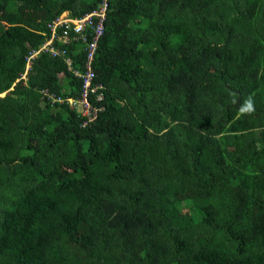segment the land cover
<instances>
[{"label":"trees","instance_id":"1","mask_svg":"<svg viewBox=\"0 0 264 264\" xmlns=\"http://www.w3.org/2000/svg\"><path fill=\"white\" fill-rule=\"evenodd\" d=\"M104 2L0 0V264H264V0H106L90 120Z\"/></svg>","mask_w":264,"mask_h":264},{"label":"built area","instance_id":"2","mask_svg":"<svg viewBox=\"0 0 264 264\" xmlns=\"http://www.w3.org/2000/svg\"><path fill=\"white\" fill-rule=\"evenodd\" d=\"M107 6L108 3L105 2L99 5L92 12L85 14L80 18H71V17H60L55 22L50 23V27L52 29V38L45 42L38 50L32 52L28 57L29 60H32L36 55H38L41 51H49L53 55H65L66 49H57L53 45L54 37L56 36V28L58 25H64V31L60 38L63 39L64 43L70 41V37L73 35L82 38L84 44V49L87 52L86 56V64L85 71H82L78 68H74L72 64V60L68 58V64L71 69H73L74 74L77 77H80L84 81V89L83 94L80 99L69 98V105L73 108H78L81 111V115L83 117H88L90 120L95 117L96 114L91 102L89 100V93L91 91H96L97 87L93 85V80L95 78V70L93 67V63L98 52L99 48V40L100 37L103 36L105 32V19L107 16ZM91 37L92 39L90 40ZM30 67V64H29ZM51 103L54 104L56 102H64L65 98L60 97L56 93H53L48 97ZM90 109L92 110V114H90ZM94 112V113H93Z\"/></svg>","mask_w":264,"mask_h":264},{"label":"clouds","instance_id":"3","mask_svg":"<svg viewBox=\"0 0 264 264\" xmlns=\"http://www.w3.org/2000/svg\"><path fill=\"white\" fill-rule=\"evenodd\" d=\"M91 12H92V11H91ZM89 13H90V12H89ZM86 14H87V13H86ZM83 16H84V15H83ZM83 16H82V17H83ZM60 17L66 18V17H70V16L68 15L67 12H64V13L61 14L57 19H59ZM71 18H72V17H71ZM79 18H80V17H79ZM57 19H56V20H57ZM56 20H54L53 22H55ZM53 22H52V23H53ZM61 26L64 27L63 24L57 26V28H56L57 31H56V36H55V37L59 36V35H58V29H59V27H61ZM51 33H52V31H51ZM52 34H53V33H52ZM55 37H54V40H55ZM60 37H61V35L59 36V38H60ZM51 38H52V36H51ZM51 38H50V39H51ZM60 39L63 41L62 38H60ZM48 40H49V39H48ZM48 40H47V41H48ZM47 41H46V42H47ZM53 42H54V41H53ZM43 44H44V43H43ZM43 51H45V50H43ZM45 52H49V51H45ZM40 53H41V52H40ZM50 53H51V52H50ZM51 54H52V53H51ZM38 55H39V54H38ZM38 55H37V56H38ZM52 55H53V54H52ZM53 56H55V55H53ZM56 56H58V55H56ZM28 58H29V57H27V60H26V68H25V71H24V73L22 74V77H21L20 79H26V78H27V75H28V72H29V70H30V68H31V61H32V60H29ZM29 64H30V67H29ZM20 79H19V80H20ZM5 94H6V92L1 93V95H5Z\"/></svg>","mask_w":264,"mask_h":264},{"label":"water","instance_id":"4","mask_svg":"<svg viewBox=\"0 0 264 264\" xmlns=\"http://www.w3.org/2000/svg\"><path fill=\"white\" fill-rule=\"evenodd\" d=\"M240 93V91H238ZM232 106L237 107L238 109L241 108V95L237 98V102L234 103Z\"/></svg>","mask_w":264,"mask_h":264},{"label":"rangeland","instance_id":"5","mask_svg":"<svg viewBox=\"0 0 264 264\" xmlns=\"http://www.w3.org/2000/svg\"><path fill=\"white\" fill-rule=\"evenodd\" d=\"M90 114H92V110L90 109Z\"/></svg>","mask_w":264,"mask_h":264}]
</instances>
